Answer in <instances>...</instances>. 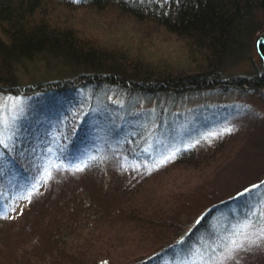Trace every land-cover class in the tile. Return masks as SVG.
<instances>
[{"label":"rangeland","instance_id":"rangeland-1","mask_svg":"<svg viewBox=\"0 0 264 264\" xmlns=\"http://www.w3.org/2000/svg\"><path fill=\"white\" fill-rule=\"evenodd\" d=\"M50 6L52 8L49 12H53L51 18L57 24L72 25L80 35L89 37L94 35L98 42H105L107 38H110V43H122L127 38V44L130 45L129 48H132L139 39L138 35L136 36L138 31L142 33L141 38L143 39L144 37L151 39L160 33L157 40L159 42L153 49H150L148 43L145 45L148 47L147 52L151 58L168 57V60H174L183 55L175 37L166 34L163 36V30L153 23L135 22L130 15L121 12L116 3H112L110 8H105V6L100 10L94 9L92 4L67 8L58 2ZM129 30H131L130 34L126 36L125 31ZM263 37L264 20L256 26V30L241 53L243 56L234 60L238 63L235 62L237 63L235 66V63L230 64L227 69L229 75L234 72L262 74L261 60L255 48V38L262 41ZM144 56L147 57V55ZM73 66L75 64L67 65L65 62L47 64L46 61L39 59L38 63L29 65L28 69L20 68L18 77L19 81L30 87V82H34L33 77L35 81L40 82L46 79L58 84L63 81L71 82L75 78L82 79L88 73L75 75L73 70L76 69ZM74 84L77 89L74 94L78 97L84 94L92 95L94 92L93 86V89L87 87L88 90L83 92L80 87L85 84L82 85L77 81ZM97 88L99 89L95 93L96 102L102 104L91 112L89 121L92 124L96 123L97 118L103 115L102 108L106 104L113 111L112 118L94 124L95 129L91 125L93 128L82 140L79 155L69 154L71 143L69 140L66 142L65 137L70 135L73 124H69L67 132L68 124L64 123L82 120L84 115L81 111H77V106L74 107L76 110L72 111L74 103L81 105L85 110V107L90 105L88 101H93L92 98L78 103L70 99V102L57 99V95L52 92L51 94L43 93L34 100L0 94V107H3L4 103L9 105L6 113L8 128L3 133L7 144L6 149L13 150V154L16 153L21 158L27 157L19 166L9 167L8 165L0 171V264H101L98 260L105 256L110 258L111 264H127L134 261L132 259L134 252L137 251V254L145 256L144 254L148 251H153L151 250L153 249L152 240H147L145 235L143 237V231L135 226L134 216L130 206L127 207L125 199L112 201L103 194L107 190L106 186L103 189L100 171L108 170L107 177L116 178L118 170H114L119 169L120 163H115L114 159L118 158L121 161L124 158L128 161L131 152L141 156V150L147 151L145 157L148 162L159 164V161L167 156L169 149L175 146L188 143L194 145L196 142L209 139H214L215 143H222H218L220 151L211 155L206 164L198 170L171 169V173L163 171L152 177L150 189L156 190V197L162 195V201L167 200L169 196L170 198L178 197L184 203L178 202V207L176 204L173 205L172 208L176 210L175 214L179 216L177 226L160 236L161 241H166L168 238L171 241L176 237L175 240L179 235H184L187 230L194 227L197 216L214 202L218 203L217 200L229 199L239 191L246 192V189H251L254 185L264 182L263 88L259 91L252 90L246 96H232L226 92L217 93V91L204 90L203 92H192V97L187 95L176 96V98L161 96L160 101H139L138 105L134 104V107H141L140 109H143L141 112L149 113L143 114L144 117H148L149 123H145L146 127L141 126L142 132H138L136 128L135 133L130 131L122 137L119 131L116 132L118 136L113 135L114 140L109 141L111 144L107 145L105 155L95 164L100 169H97V172L88 173L86 167L88 164L83 167V170H74L76 164L87 163L88 160L95 158L96 154L93 155L95 148L102 146L113 134L108 125H117L116 123L121 119L127 122L128 119L137 120L135 115L140 114L136 109L125 108L130 96L121 89L109 85L105 88ZM54 100L60 108L51 109L50 105ZM162 101H164L162 104L164 123L155 128L157 122L152 121L150 116L152 110L159 108L157 103ZM13 102L19 106L15 107V110H12ZM47 115L57 119L53 126H59L60 130L53 129L51 130L53 132L42 133L43 135L37 140L36 136L31 138V133L38 136L44 127L48 126L40 121ZM220 123H223L220 129H229L233 124L238 126L236 133L228 134L230 137H224L226 140L218 139L216 130ZM117 127L122 128L119 125ZM133 133L134 137H131ZM29 143H33L32 146ZM155 147L157 156L154 151ZM118 149L121 151L117 152ZM35 152L41 153L33 157ZM104 160H107L109 164L101 163ZM134 161L131 160L132 163H136ZM56 164L61 167L56 169L53 167ZM46 168L53 172L51 176H48ZM261 190L262 187L259 188V192ZM29 191H31L30 197L22 198ZM147 198L146 200L143 198L142 203L146 204L147 200L152 197ZM92 200L97 201L99 211L90 208ZM261 200V204H264V198ZM95 213L98 215L93 216ZM85 216L87 218H84ZM210 224L215 227L217 221ZM261 226H264V223L251 229V233H255ZM212 230L210 227L209 233L204 235L202 245L189 251L187 261H182L183 258L177 257L174 262H167V264H189L190 261L201 259L208 264V261L212 259L219 260L224 254V251L220 250L232 238V231L226 234L221 232L218 236V234L211 235ZM72 233L75 235L68 237ZM90 233L92 235L87 236ZM118 235H125L127 238L121 241L123 247H119L115 242ZM104 237H112V242L106 243L109 253L105 248H101L103 240H97V238ZM217 238H219L218 242ZM253 238H255L254 235ZM84 241L89 242L90 245L95 244V247L88 248ZM246 249L237 253L236 258L228 264H242L245 260V264H253V262L257 264L255 260H260V264H264V241H258L251 246L246 244Z\"/></svg>","mask_w":264,"mask_h":264},{"label":"trees","instance_id":"trees-1","mask_svg":"<svg viewBox=\"0 0 264 264\" xmlns=\"http://www.w3.org/2000/svg\"><path fill=\"white\" fill-rule=\"evenodd\" d=\"M58 2L67 8L92 4L96 10L105 6V8H110L112 3H116L117 8L124 14L130 15L135 22H139V24L140 22L141 24L144 22L153 23L163 30V36L166 34L175 37L183 55L174 60H168V57L151 58L147 52L148 47L145 45L148 43L150 49H153L159 42L157 40L160 33L151 39L147 37L143 39V37L141 38L142 33L138 31L136 36L138 35L139 39L132 48H129L127 38L122 43H110V38H107L105 42H98L94 35L92 37L82 36L72 25L57 24L55 20H52L53 12H49L52 8L50 4H58ZM262 20H264V0H0V94L34 100L43 93L51 94L52 92L57 95V99H64L68 102L70 99L78 103L92 98L93 101H88L90 105L85 107V110L78 103V105L74 103L72 111L74 112L76 109L81 111L84 115L82 120L64 123L68 124L67 132L69 124H73L70 135L65 137L66 142L69 140L71 143V152H69L71 155H79L82 140L90 133L94 124L112 118L113 111L106 104L103 105L104 108L101 107L103 115L97 118V122L92 124L89 121L91 112L102 104L96 102L95 93L99 89L97 87L105 88L106 85H109L129 94L130 97L125 108L136 109L140 114L135 115L137 120L128 119L127 122V120L121 119L118 121L116 124L122 128L118 129L117 125H108L113 134L102 146L95 148L93 151V155L96 154L95 158L86 163V165L88 164L86 166L88 173L97 172L100 169L95 164L105 155L107 145L111 144L109 141H113L115 135L118 136L116 132L119 131V134H122L121 137L126 136L130 131L135 133L136 128H138V132H142L141 126L146 127V124L149 123L148 117L143 115L149 113L141 112L143 111L140 109L141 107H134V104L138 105L139 101H160L161 96H166V98L168 96L176 98L181 95L192 97V92H203L204 90L217 91V93L226 92L232 96H246L252 90L264 89V37L262 41L255 38V48L258 50L261 60V75L258 72L255 75L237 72L229 75L227 71L230 64L237 62L234 61L235 59L243 56L241 53L256 30V26ZM129 32L131 30L125 31L126 36H129ZM39 59L46 61L47 64L50 62H65L67 65L73 63L75 64L73 68L76 69L73 70L75 75H80L83 72L88 73L82 79L75 78L71 82L63 81L58 84L46 79L40 82L35 81L33 77L34 82H30V87H27L19 81L18 72L22 67L28 69L29 65H35ZM76 81L82 85L85 84L80 87L83 92L88 90L87 87L92 89L94 87L93 94H84L81 97L75 95L77 89L74 82ZM163 102L157 103L159 108L152 110L150 116L152 121L157 122L155 128L164 123L162 118ZM50 106H52L51 109L60 108L55 100ZM75 106H77L76 109H74ZM54 118L47 115L40 120L48 126L44 127L38 136L31 133V138L36 136L37 140L39 136L43 135L42 133L53 132L51 131L53 129L60 130L59 126H53L57 120ZM222 124L220 123L216 130L218 139L228 138L230 137L228 134L236 133L238 126L233 124L229 128L230 131H224V129H220ZM134 133L131 137H134ZM21 143L24 144L23 141ZM218 143L222 144L221 142L215 143L214 139H209L201 140L194 145L188 143L183 146H175L173 149H169L167 154L171 158L162 164L148 162L145 157L148 152L140 149L142 155H139L140 151L139 156L131 152L128 161L123 157L121 161L118 158L114 159L115 163H120L119 169L114 170H118L116 178L107 177L108 170L100 171L103 189L106 186L107 190L103 193L104 196L107 199L111 198L112 201L120 198L125 199L127 207L130 206L134 216L135 226L143 231V237L145 235L147 240H152L153 249L151 250L153 251H148L149 253H145V256L137 254L136 251L132 256L134 261L127 264H167V262H174L177 257L183 258L182 261H187L189 251L203 244L201 242L204 235L209 233L210 227L213 229L211 235L218 234L220 236L221 232L226 234L244 222L250 216L253 208L261 207V199L264 198V182H260L257 188L252 187L250 192L239 191L229 199L217 200L218 203L214 202L197 216L193 228L187 230L184 235H179L177 239L174 240L176 238L174 237L171 241H169L170 238L166 241L160 240V236L177 226L176 222L179 216L175 214L176 210L172 207L174 204L178 207V202L182 201L178 197L170 198L169 196L164 201H162V195L156 197V190L150 189L152 177L163 173V171L171 173V169L198 170L206 164L211 155L220 151ZM32 144L29 143L30 146ZM177 148L179 151H176ZM116 151L120 152L121 149ZM154 151L157 156L156 147ZM172 152H175L174 156H172ZM39 153L41 152H35L33 157H37ZM24 158L17 156L16 153L13 154V150L9 151L3 144H0V171L7 168L8 165L9 167L19 166ZM131 160H135L136 163H132ZM124 162L127 164L125 165ZM101 163L109 164L107 160ZM25 178L29 180V178ZM260 187H262L261 192H259ZM147 197L152 198L147 200L146 204L142 203L143 198L146 200ZM172 199L174 201L171 202ZM123 206L125 207L124 204ZM90 208L99 211L100 207L97 201L92 200ZM97 215L95 213L93 216ZM213 221H217L215 227L210 224ZM260 224L258 223L257 226ZM73 235L75 234L72 233L68 237ZM90 235L92 233L87 234L89 237ZM124 239H127L125 235H118L115 242L119 247H123L121 241ZM97 240H103L101 248H105L108 252L106 243H111L112 237L97 238ZM218 240L219 238H217V242ZM71 244H75V242H71ZM85 244L88 248L95 247V244L90 245L89 242H85ZM220 251H224V247ZM98 261L101 264H111L110 258L107 256ZM245 261H242V264H245ZM255 261L260 264V260ZM253 264L256 263L253 262Z\"/></svg>","mask_w":264,"mask_h":264},{"label":"snow or ice","instance_id":"snow-or-ice-1","mask_svg":"<svg viewBox=\"0 0 264 264\" xmlns=\"http://www.w3.org/2000/svg\"><path fill=\"white\" fill-rule=\"evenodd\" d=\"M14 108L19 107L15 105L13 102ZM9 110V105L4 103L3 107H0V144H3L5 147L7 146L3 133L7 130L8 124L6 120V113ZM224 131H230V129H224ZM215 135V133H212ZM11 139V137H9ZM179 151V148L176 149ZM175 155V152H172V156ZM171 156H165L164 159L160 160L159 163H164L167 159H170ZM51 163V162H50ZM86 166V162H82L81 164H76L74 170H83V167ZM153 166H156L153 164ZM56 169H59L61 165L56 164L53 165ZM48 176H51L52 173L47 168L45 169ZM35 187V185L33 186ZM259 185H254L253 188H257ZM252 189H246V192H250ZM31 195V191L27 193V195L22 198H29ZM255 217V219H253ZM258 223H264V204L261 205L260 208H253L250 216L242 222L240 225L233 228L231 232V239L224 246V254L219 260L212 259L208 261V264H228L229 261H232L236 258V254L242 250L246 249V244L251 246L252 244L257 243L258 241H264V226L258 228L255 233H251V229L255 228ZM253 235L255 238H253ZM189 264H205L203 259L198 261H190Z\"/></svg>","mask_w":264,"mask_h":264}]
</instances>
